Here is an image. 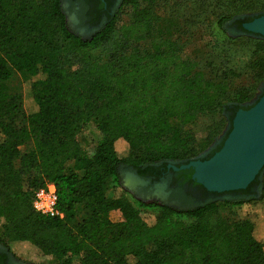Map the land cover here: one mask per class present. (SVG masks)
I'll use <instances>...</instances> for the list:
<instances>
[{"label":"trees","instance_id":"1","mask_svg":"<svg viewBox=\"0 0 264 264\" xmlns=\"http://www.w3.org/2000/svg\"><path fill=\"white\" fill-rule=\"evenodd\" d=\"M157 1L122 0L133 7L131 20L120 25L110 16L84 38L70 30L63 0H0V243L8 250L18 243L50 264H264L255 222L228 212L264 202V192L179 209L122 188V165L145 177L159 163L190 162L184 129L200 116L219 108L232 126L239 110L252 108L250 89L233 88L224 62H211L209 73L181 57L177 17L158 12ZM235 16L216 22L232 45L239 39L225 25ZM253 20L234 24L246 34ZM263 39L248 41L264 48ZM253 70L261 81L264 59ZM16 76L25 97L11 89ZM47 183L57 188L63 218L32 207ZM110 189L122 194L109 198ZM113 211L123 221H111ZM149 213L155 218L146 220Z\"/></svg>","mask_w":264,"mask_h":264},{"label":"rangeland","instance_id":"2","mask_svg":"<svg viewBox=\"0 0 264 264\" xmlns=\"http://www.w3.org/2000/svg\"><path fill=\"white\" fill-rule=\"evenodd\" d=\"M139 5H144L143 0H139ZM156 5L159 8L158 12L163 13V15L177 17L181 28V42L184 43L181 49V57L184 60L197 61L199 66L209 73L211 62L218 64L224 62L226 68L233 70V88L246 87L251 91L252 99L245 106L251 107L257 103L264 93V78L261 81L257 80L255 82L256 77L253 74V65L255 60L259 58L264 59V48H260L253 42L248 41L249 39L255 41L253 38L258 39L260 37L252 34H240L234 21L246 18L255 19L263 15L264 0H158ZM63 10L72 32L84 38L92 36V32L80 19L77 6L73 5L71 0H63ZM132 14L133 7H124L121 6V3L114 12L120 25L128 23L131 20ZM230 15L236 16L225 25V29L228 31L229 36L239 39L235 45L226 42L221 37V34L217 33L216 22L218 18ZM11 89L16 93L23 94L24 97L26 96V87L23 86L19 76L15 77L14 82L11 84ZM24 106L27 110L28 105L26 101ZM228 118L218 108L211 113L200 116L193 125L187 126L184 129L191 147L190 151H192L187 155V158H192L189 161L201 158L208 160L211 158H207V156L210 155L220 142L227 138V134L231 129ZM118 151L121 156H125L127 153V150L118 149ZM87 152L92 157L95 148L92 146L87 149ZM169 162L182 163L187 162V160ZM119 172L122 188L136 199L145 202H158L179 209H190L205 204L203 201H198L197 199L187 203H183L181 200L174 199L173 197L171 199L170 188L167 183L161 182L151 185L148 182H141L137 178L139 177L137 172L128 165H122ZM129 178H134V186L128 185L127 181ZM257 180V187L254 189L255 193H252L248 198L259 199L263 194L264 168ZM121 194V189H110L106 192L109 198L117 197ZM228 212L232 220L252 219L256 224L257 233L264 238V202L260 201L256 204L243 206H230L228 207ZM109 217L113 222L123 221V215L120 211L111 212ZM154 218L150 213L145 215L146 220ZM8 251L20 264H50V258H44L37 252L24 248L18 243L13 244L11 251Z\"/></svg>","mask_w":264,"mask_h":264},{"label":"water","instance_id":"3","mask_svg":"<svg viewBox=\"0 0 264 264\" xmlns=\"http://www.w3.org/2000/svg\"><path fill=\"white\" fill-rule=\"evenodd\" d=\"M243 29L264 38V15L245 23ZM234 150H239V154L232 157ZM223 162H227L223 169L235 177L224 179L216 176L217 166ZM189 168H194L193 178L209 192L224 194L246 190L264 168V93L252 108L237 112L222 148L210 159L190 161L180 169Z\"/></svg>","mask_w":264,"mask_h":264},{"label":"flooded vegetation","instance_id":"4","mask_svg":"<svg viewBox=\"0 0 264 264\" xmlns=\"http://www.w3.org/2000/svg\"><path fill=\"white\" fill-rule=\"evenodd\" d=\"M73 5L77 6L80 19L88 29L92 32V35L101 30L104 25L110 19V16L114 15L115 10L122 2V0H71ZM99 1V2H98ZM103 4V6H102ZM237 27V26H236ZM238 30V29H237ZM241 32V31H240ZM226 140V138H225ZM220 142L213 149L207 158H209L212 154L215 155L223 146L224 141ZM212 155V156H213ZM211 156V157H212ZM206 158H201V160H205ZM189 163V162H188ZM186 162H166L159 163L155 166L156 170L151 172L145 177L142 178L145 182L153 185L154 183H167L170 188V193L172 197L178 200H181L183 203L190 202L192 200L197 199L198 201L209 202L211 200H241L251 196L252 193H255V188L257 187V179L246 189L238 192H229L224 194H217L213 192H209L204 187H199L198 185H194L195 183L199 184L193 177L195 174L194 168L189 169H180L183 165L188 164ZM138 174V173H137ZM191 181H189V178ZM255 183V184H254ZM202 186V185H200ZM252 186V187H251ZM250 188V189H249ZM0 264H20L15 257L0 243Z\"/></svg>","mask_w":264,"mask_h":264},{"label":"built area","instance_id":"5","mask_svg":"<svg viewBox=\"0 0 264 264\" xmlns=\"http://www.w3.org/2000/svg\"><path fill=\"white\" fill-rule=\"evenodd\" d=\"M57 206V188L53 183H47L34 193L32 207L38 214L51 218H63L64 215L58 211Z\"/></svg>","mask_w":264,"mask_h":264},{"label":"bare ground","instance_id":"6","mask_svg":"<svg viewBox=\"0 0 264 264\" xmlns=\"http://www.w3.org/2000/svg\"><path fill=\"white\" fill-rule=\"evenodd\" d=\"M239 154V150H234L233 152H232V157H235V156H237ZM228 159H229V157L227 158V161H228ZM227 162H223V164H221V165H218L217 166V173H216V176L219 178H229V177H235L236 175L235 174H232V173H230V172H228V171H225L224 169H223V167H224V165L226 164ZM221 171V172H220ZM137 181V180H136ZM128 182V185L129 186H134V184H135V181H134V178H129V180L127 181Z\"/></svg>","mask_w":264,"mask_h":264}]
</instances>
